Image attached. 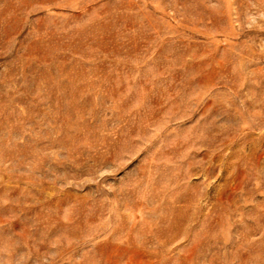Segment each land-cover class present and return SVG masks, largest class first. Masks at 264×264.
<instances>
[{"label": "rangeland", "instance_id": "rangeland-1", "mask_svg": "<svg viewBox=\"0 0 264 264\" xmlns=\"http://www.w3.org/2000/svg\"><path fill=\"white\" fill-rule=\"evenodd\" d=\"M0 264H264V0H0Z\"/></svg>", "mask_w": 264, "mask_h": 264}]
</instances>
